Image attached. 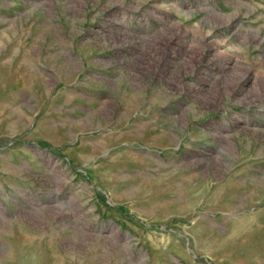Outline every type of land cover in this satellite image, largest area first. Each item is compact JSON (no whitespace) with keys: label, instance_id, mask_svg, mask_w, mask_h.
<instances>
[{"label":"rangeland","instance_id":"1","mask_svg":"<svg viewBox=\"0 0 264 264\" xmlns=\"http://www.w3.org/2000/svg\"><path fill=\"white\" fill-rule=\"evenodd\" d=\"M263 227L264 0H0V264H264Z\"/></svg>","mask_w":264,"mask_h":264},{"label":"bare ground","instance_id":"2","mask_svg":"<svg viewBox=\"0 0 264 264\" xmlns=\"http://www.w3.org/2000/svg\"><path fill=\"white\" fill-rule=\"evenodd\" d=\"M245 187L243 188V189H246L247 188V186L246 185H244ZM263 186V185H262ZM262 186L261 185H258L257 187H256V190H258V191H261L262 190ZM242 190V189H241ZM247 190V189H246ZM247 207V206H246ZM249 207V206H248ZM255 218H257V217H255ZM253 216H251V215H248L247 216V224L249 225V224H251V222H253V220L255 219ZM257 220V219H256ZM262 223V222H261ZM264 228V227H263ZM251 231H253V229L251 230ZM256 231V230H255ZM249 232V231H248ZM255 235V234H254ZM250 236H252V234L250 235Z\"/></svg>","mask_w":264,"mask_h":264}]
</instances>
